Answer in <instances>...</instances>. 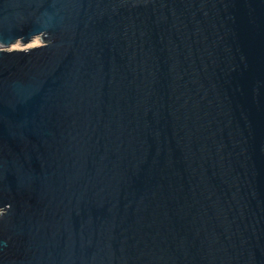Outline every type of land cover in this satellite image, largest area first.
I'll use <instances>...</instances> for the list:
<instances>
[{
    "label": "water",
    "instance_id": "95a60500",
    "mask_svg": "<svg viewBox=\"0 0 264 264\" xmlns=\"http://www.w3.org/2000/svg\"><path fill=\"white\" fill-rule=\"evenodd\" d=\"M0 264H264V0H0Z\"/></svg>",
    "mask_w": 264,
    "mask_h": 264
},
{
    "label": "rangeland",
    "instance_id": "374dc122",
    "mask_svg": "<svg viewBox=\"0 0 264 264\" xmlns=\"http://www.w3.org/2000/svg\"><path fill=\"white\" fill-rule=\"evenodd\" d=\"M42 44V41L39 37L35 38L32 42L27 44L26 46H23L21 43H17L15 45H12L8 50H25V49H30L33 47L40 46Z\"/></svg>",
    "mask_w": 264,
    "mask_h": 264
}]
</instances>
